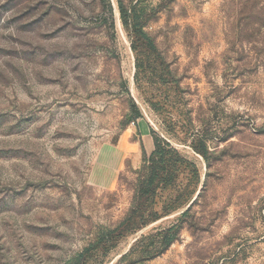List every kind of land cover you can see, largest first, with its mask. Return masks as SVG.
<instances>
[{
	"label": "rangeland",
	"instance_id": "374dc122",
	"mask_svg": "<svg viewBox=\"0 0 264 264\" xmlns=\"http://www.w3.org/2000/svg\"><path fill=\"white\" fill-rule=\"evenodd\" d=\"M121 1L138 79L118 0H0V264H264V0Z\"/></svg>",
	"mask_w": 264,
	"mask_h": 264
},
{
	"label": "trees",
	"instance_id": "16d2710c",
	"mask_svg": "<svg viewBox=\"0 0 264 264\" xmlns=\"http://www.w3.org/2000/svg\"><path fill=\"white\" fill-rule=\"evenodd\" d=\"M136 6L131 10L127 9L121 0H118V10L120 20L125 29L128 30L132 38V49L136 53L135 67L136 73L135 78L138 79L140 73H147V65L150 57L157 52L155 41L145 31L144 27L147 24V19H140L134 13ZM175 151L168 148V145L159 144L157 141L154 143V150L150 155V162L145 171L148 173L147 186L152 190L158 188L162 183H165L167 161L165 160L166 155L173 154ZM197 201V200H196ZM195 202V201H194ZM190 208L184 213V217L188 215ZM181 224L174 226L171 230L173 232L179 231Z\"/></svg>",
	"mask_w": 264,
	"mask_h": 264
}]
</instances>
